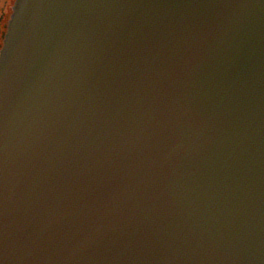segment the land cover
Wrapping results in <instances>:
<instances>
[{"label": "water", "instance_id": "95a60500", "mask_svg": "<svg viewBox=\"0 0 264 264\" xmlns=\"http://www.w3.org/2000/svg\"><path fill=\"white\" fill-rule=\"evenodd\" d=\"M0 264H264V0H16Z\"/></svg>", "mask_w": 264, "mask_h": 264}, {"label": "flooded vegetation", "instance_id": "af4514ba", "mask_svg": "<svg viewBox=\"0 0 264 264\" xmlns=\"http://www.w3.org/2000/svg\"><path fill=\"white\" fill-rule=\"evenodd\" d=\"M14 2L15 0H0V51L9 25Z\"/></svg>", "mask_w": 264, "mask_h": 264}]
</instances>
